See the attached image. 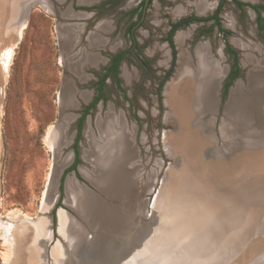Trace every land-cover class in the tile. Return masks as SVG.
Here are the masks:
<instances>
[{"label": "rangeland", "instance_id": "obj_1", "mask_svg": "<svg viewBox=\"0 0 264 264\" xmlns=\"http://www.w3.org/2000/svg\"><path fill=\"white\" fill-rule=\"evenodd\" d=\"M87 1L0 0V264H13L17 260L15 248L4 243L3 229L11 226L10 232L15 233L29 224L45 225L43 245L34 250L29 243L20 244L34 253L33 264H57L56 257H61L65 264H81L68 241L59 235V214L66 215L89 242L91 248L86 251L90 256L108 264H130L140 257L142 260L137 264H146L155 253L153 257L167 261L174 250L173 239L162 248V254L160 250L161 241H168L163 235L169 230L192 232L188 239L179 240L191 249L205 242L215 244L212 236L225 231L221 239L232 238L230 243L235 245L237 254L235 257L227 254L224 264H264V225L255 226L253 216L257 214L246 202H253V191L264 188V157H257L256 164L253 163L261 168L253 173L252 179L257 180L253 187L247 181L244 189L232 187L224 196L215 198L207 184L204 195L201 192L189 195L192 207L182 213L185 217L182 223L168 224L163 212L165 205L170 204L165 186L171 174L183 166L182 157L174 156L164 140V135L179 134L164 96L179 59L175 37L180 34L186 39L184 47L191 55L197 45H207L212 59L219 61L224 70L221 80H217L211 124L204 125L202 131L203 138L213 139V146L201 153V158L203 162L229 165L234 162L233 157L216 158L214 154L224 155L229 149L220 128L235 84L245 89L253 72L257 70L264 75V0H203L211 3V9L205 13L196 11L193 6L196 0ZM176 8L183 10L178 14ZM71 12L83 15L82 19L70 18ZM71 25L82 27L83 30L73 33L79 35L78 46L96 59L84 66L85 83L70 73L68 56L64 57L61 50L59 31ZM89 36L98 37L100 43L91 46ZM240 46L245 47L244 51ZM117 58V70L111 72ZM254 66L257 68L253 69ZM126 69L134 76L128 84L123 75ZM65 83L73 86L77 95L86 96L84 99L77 96L74 108H62ZM108 108L124 113L134 129L135 156L144 169L150 170L155 164L156 174L149 179L148 171L140 189L142 193L130 196L129 193L123 199L118 209L120 220L107 231L103 225L95 227L68 205L66 186L71 180L86 196H100L83 176L84 172H91L83 151L87 128L94 129L95 118ZM64 117L70 120L59 135L57 128ZM47 138L55 145L63 138L67 145L55 154ZM257 149L262 153L264 146ZM52 173L50 187L48 177ZM221 176L219 166L214 176L207 177L214 183ZM204 180L207 182L205 177ZM234 184L230 179L229 185ZM260 197L264 200V194ZM217 209L221 210L220 215H216ZM216 220L220 226L210 225ZM231 220L234 231L230 230ZM199 225L209 226L196 228ZM94 246L101 252L96 258L91 255Z\"/></svg>", "mask_w": 264, "mask_h": 264}, {"label": "bare ground", "instance_id": "obj_2", "mask_svg": "<svg viewBox=\"0 0 264 264\" xmlns=\"http://www.w3.org/2000/svg\"><path fill=\"white\" fill-rule=\"evenodd\" d=\"M91 1L94 0H88L87 2ZM193 6L199 13H205L211 9V3L208 4V2L203 0H196ZM182 10L181 8H176L175 13L180 14ZM71 13L70 18L82 19L80 16L83 17V15H73ZM63 19H66V16ZM22 27L24 28V25ZM77 29L83 30L80 25L67 26L59 31L60 36L58 37L61 40V50L64 57L68 56L67 67L70 73L75 75L81 82L85 79L83 78L85 64H91L96 59L78 46L79 35L75 36L73 34ZM87 39L90 41L91 46H97L100 43L98 37L89 36ZM185 40L180 34L175 37L179 47V59L176 71L170 82L167 83L164 92L165 106L169 110V116L179 126V134H169L167 137L164 135V140L169 148L173 150L174 156L180 155L183 159L182 169L171 174L170 180L164 189L165 193L167 192L168 197H170V204L165 205L163 211L167 214V221L165 222L168 224H177L185 221L182 213L191 209L192 196H196L200 192L204 195L207 190V184L210 185V190H212L213 196H216L215 198L224 196L232 187L244 189L247 181H249L248 186L252 185L253 187V183L257 181L252 179L253 173L261 169L257 166L254 167L253 163H255L257 157H264L263 149L261 150L262 153H259L257 149L264 146V75L256 70L250 76L247 88L244 89L242 88L243 86L235 84L230 93L224 120L220 128L222 140L227 142L229 149L224 151V155L214 154V157H233L234 162H230L229 165L222 162H203L201 153L207 152L213 146V139L210 137V139L203 138L205 133L202 134V131H205L204 125L210 126L211 124L210 116L217 91V80H221L224 70L221 68L219 61L212 59L207 45H197L194 55H191L188 54L187 49L184 47ZM239 49L244 51L245 47L240 46ZM244 58H246L247 62L251 61L250 58ZM251 65L253 64L251 63ZM256 68L257 66L253 67V69ZM123 75L127 84L131 83L134 78L133 73H130L127 69L123 71ZM77 96L80 99L86 97L80 94L77 95L73 86L65 83L61 92L62 108H74ZM125 117L122 111L118 112L114 108H108L102 115L99 113L95 118V128H87L88 130L85 133L86 149L83 151V157L84 161L91 167V172L88 170L87 173H83V176L94 185L100 196L104 197V200L98 194L86 196L81 187L74 181L68 180L66 186L68 205L85 220L91 222L92 225L95 227L103 225L107 228V231L116 224V221L120 220L118 209L123 205V199L129 193L130 196L141 192L140 189L145 185L148 171L149 179L156 174L155 162L152 163V165L154 164L151 167L152 169H144L135 156L132 145L134 129ZM69 120L67 117L62 118L57 128L59 135L64 133ZM47 139L51 151L55 154H58L57 152H59L61 147L64 148L67 145V141L63 140V138L61 140L59 138L58 145L54 143L52 145L49 138ZM219 166L222 170V176L220 179L216 178L213 183L207 176H214L218 172ZM243 174L248 175V177H242ZM52 175L53 173L48 177V185L50 187ZM204 177L207 182H205ZM230 179L235 182L233 186L229 185ZM179 187H184L185 190L180 191ZM191 193L192 196L189 197ZM262 194H264V188L256 189L251 194L254 196L252 198L253 202L246 200L247 203L254 207L252 212L257 214L253 216L255 226L264 225V213L262 212L264 204H261L264 203V200L260 197ZM176 195H179L177 196L178 198H176ZM156 202L158 203L157 199ZM154 203L153 207H157V203ZM215 213L220 215L221 210L217 209ZM216 222L218 220L210 223V225L220 226ZM230 222L233 225L234 221L231 220ZM57 226L59 235L68 241L71 252L79 258L81 264H108L104 260H95L90 256L87 252V249L90 250L91 248H89V242H86V239L80 236V232L75 229L66 215H58ZM44 227L45 225L34 226L29 224L22 226L20 231L18 229L15 233L10 232L11 226L3 229L5 230L4 243H9L17 252V260L13 264L34 263V253L30 250L28 251V248L26 250L23 249L20 244L22 242L25 244L29 243L28 245L34 246V250L40 247L41 244L43 245L41 242L44 240ZM200 227L207 228L203 225L196 226L198 229ZM230 228V230L234 231V225ZM198 229L196 230L198 231ZM233 231H231L232 236ZM189 233H181L177 230L165 232L163 239L168 241H161L160 253L162 254L164 246L170 245V239H173V252L167 256V261H160L158 258L153 257L156 255L155 253L146 264H216V262L224 264V261L227 260V254L232 257L237 254L235 245L230 243L232 238L228 241L223 240L224 238L221 239L225 231H220V234L217 233L212 236L215 244L214 242L212 244L205 242L194 249L179 241L188 239ZM191 238L192 236L189 239L191 240ZM207 249H210L209 252ZM98 251L99 248L94 246L91 255L95 256L94 258L99 257L101 252L98 253ZM57 252L54 251V254ZM200 252L201 254H199ZM56 260L57 264H65L61 257H56ZM139 260H142L141 257L137 260H131V262L137 264ZM131 262L130 264H133Z\"/></svg>", "mask_w": 264, "mask_h": 264}, {"label": "trees", "instance_id": "obj_3", "mask_svg": "<svg viewBox=\"0 0 264 264\" xmlns=\"http://www.w3.org/2000/svg\"><path fill=\"white\" fill-rule=\"evenodd\" d=\"M118 63H119V58H117V59L114 61L113 65H112V69H111L112 71H111V72H116L117 67H118ZM235 77H236V74L231 76V78H235ZM84 115H85V114H84ZM76 162H77V160H75V164H76ZM75 164L73 165V170H74V168H75Z\"/></svg>", "mask_w": 264, "mask_h": 264}]
</instances>
